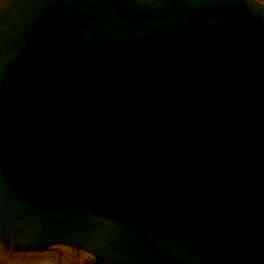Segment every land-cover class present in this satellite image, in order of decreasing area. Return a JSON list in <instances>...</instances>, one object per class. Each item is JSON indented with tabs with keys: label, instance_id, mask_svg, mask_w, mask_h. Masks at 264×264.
I'll return each mask as SVG.
<instances>
[{
	"label": "water",
	"instance_id": "1",
	"mask_svg": "<svg viewBox=\"0 0 264 264\" xmlns=\"http://www.w3.org/2000/svg\"><path fill=\"white\" fill-rule=\"evenodd\" d=\"M0 243L264 264V2L1 0Z\"/></svg>",
	"mask_w": 264,
	"mask_h": 264
},
{
	"label": "rangeland",
	"instance_id": "2",
	"mask_svg": "<svg viewBox=\"0 0 264 264\" xmlns=\"http://www.w3.org/2000/svg\"><path fill=\"white\" fill-rule=\"evenodd\" d=\"M264 1V0H262ZM62 252L72 255V257L79 260H83L86 257H92L89 253L81 252L80 250H69V248H64ZM56 259L52 258V254L48 251L44 252H24V253H6L2 246L0 245V264H42L43 261L55 262Z\"/></svg>",
	"mask_w": 264,
	"mask_h": 264
},
{
	"label": "flooded vegetation",
	"instance_id": "3",
	"mask_svg": "<svg viewBox=\"0 0 264 264\" xmlns=\"http://www.w3.org/2000/svg\"><path fill=\"white\" fill-rule=\"evenodd\" d=\"M63 247L69 248V250H73V251L80 250L81 252H85V253H87V255H89L88 252L81 250L79 248H75V247L67 246V245H55V246L49 247L46 250L38 251V252H44V251L50 252L52 254V258L56 259L55 260L56 263L43 261L42 264H94L93 257H86V258H83V260L78 261V259L72 257V255H68V253L62 252ZM2 248L6 253H11V254H13V253H24V252H14V251L5 249L4 247H2ZM89 256H91V255H89Z\"/></svg>",
	"mask_w": 264,
	"mask_h": 264
}]
</instances>
